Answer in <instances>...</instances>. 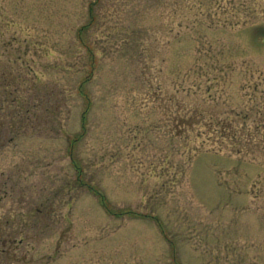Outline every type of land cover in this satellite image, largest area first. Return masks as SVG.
Listing matches in <instances>:
<instances>
[{"label":"rangeland","instance_id":"374dc122","mask_svg":"<svg viewBox=\"0 0 264 264\" xmlns=\"http://www.w3.org/2000/svg\"><path fill=\"white\" fill-rule=\"evenodd\" d=\"M0 264H264V0H0Z\"/></svg>","mask_w":264,"mask_h":264}]
</instances>
